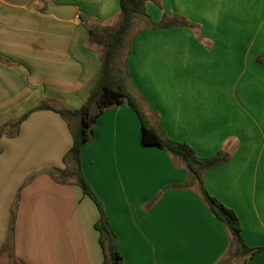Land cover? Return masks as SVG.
<instances>
[{"label":"crops","instance_id":"0c3cea01","mask_svg":"<svg viewBox=\"0 0 264 264\" xmlns=\"http://www.w3.org/2000/svg\"><path fill=\"white\" fill-rule=\"evenodd\" d=\"M154 1L144 4L150 22L167 25L130 35L129 90L165 137L199 158L229 155L205 171L203 185L235 212L244 244L259 249L231 264H264V0ZM46 2L72 6L73 18L42 13ZM119 2L0 0V250L13 212L11 251L0 264L103 262L98 208L73 176L58 172L78 118L37 109L10 123L40 103L82 106L101 68L87 29L116 18ZM141 136L136 113L118 104L96 117L80 149L82 176L102 203L122 264H220L234 251L226 227L197 184L184 186L182 161Z\"/></svg>","mask_w":264,"mask_h":264},{"label":"trees","instance_id":"16d2710c","mask_svg":"<svg viewBox=\"0 0 264 264\" xmlns=\"http://www.w3.org/2000/svg\"><path fill=\"white\" fill-rule=\"evenodd\" d=\"M145 1L146 0H120L119 21L116 26L110 30L103 28L102 31H97L92 27H88L87 44L97 48L100 54L101 68L95 86L79 109L70 110L65 107L56 109L52 108L47 103H40L28 109L22 116L14 122H11L10 125L17 126L28 115V113L37 109H53L66 120L74 117L78 118V124L75 128L71 129L72 145L64 156L66 167L58 172L63 177L73 176L76 183L81 187L83 193L90 197L98 208L100 216L94 226L99 232V243L104 254L102 264H122V259L116 247L114 234L111 232L108 223L105 220L102 203L95 196L89 184L82 176L80 169V149L83 144L92 138L93 125L96 117L105 109L118 104L129 105L136 113L141 122V141L144 145H156L165 148L168 153L182 161L190 178L188 183L184 186L194 183L197 184L200 195L206 204L208 211L216 219L221 221L227 229L231 244L234 246L232 257L240 259L250 258L259 249L248 248L244 244L240 234L239 221L235 212L209 195L203 185L205 171L210 166L226 162L229 155L223 150H219L213 156L199 158L195 155L193 149L188 144L165 137L158 127L148 123L139 106L137 98H135L129 90V78L124 68L125 56L123 58L122 68L119 70V68L115 66L121 50L124 48V36L136 15H140L145 22L147 21V26L150 27H163L167 25L163 20L158 23L150 22L144 8ZM180 23L187 26L191 25L185 20H182ZM126 52L127 45L125 55ZM3 127L4 126L0 127V136L3 132ZM12 223L13 212L9 225L8 238L6 244L0 250V254L7 250L11 251Z\"/></svg>","mask_w":264,"mask_h":264},{"label":"rangeland","instance_id":"374dc122","mask_svg":"<svg viewBox=\"0 0 264 264\" xmlns=\"http://www.w3.org/2000/svg\"><path fill=\"white\" fill-rule=\"evenodd\" d=\"M152 1L154 2V4L156 6H158V4L154 0H152ZM118 21H119V14H118V16H116V18H113L112 20H110L107 23H103V24H101V23H99V24L91 23L90 27L94 28L97 31H102L103 28H106V29L110 30L111 28L116 26ZM146 25H147L146 22L141 18L140 15H136L134 17L130 28L128 29V31L126 32V34L124 36V48L121 50L119 58H118L117 62L115 63V66L117 68H119V70L122 68V62H123V58L125 56L126 45H127V42H128V39H129L130 35L132 33H135L136 31H139L141 28L145 27ZM232 251H233V248L224 257V259L222 260V262L220 264H231L232 263L231 262V260H232V256H231Z\"/></svg>","mask_w":264,"mask_h":264},{"label":"water","instance_id":"95a60500","mask_svg":"<svg viewBox=\"0 0 264 264\" xmlns=\"http://www.w3.org/2000/svg\"><path fill=\"white\" fill-rule=\"evenodd\" d=\"M42 13L52 15L57 19L69 20L73 18L75 11L72 6L53 5L46 2L42 9Z\"/></svg>","mask_w":264,"mask_h":264}]
</instances>
